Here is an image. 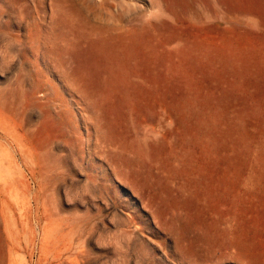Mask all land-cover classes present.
Here are the masks:
<instances>
[{
    "label": "rangeland",
    "instance_id": "rangeland-1",
    "mask_svg": "<svg viewBox=\"0 0 264 264\" xmlns=\"http://www.w3.org/2000/svg\"><path fill=\"white\" fill-rule=\"evenodd\" d=\"M0 264H264V0H0Z\"/></svg>",
    "mask_w": 264,
    "mask_h": 264
},
{
    "label": "bare ground",
    "instance_id": "bare-ground-1",
    "mask_svg": "<svg viewBox=\"0 0 264 264\" xmlns=\"http://www.w3.org/2000/svg\"><path fill=\"white\" fill-rule=\"evenodd\" d=\"M223 18L226 19L225 17H223ZM88 191H89V190H88ZM61 211H62V210H61ZM90 236H91V235H90ZM86 238H87V237H86ZM78 240H79V239H78ZM78 242H79V241H78ZM84 242H85V241H84ZM76 244H78V243H76ZM76 244H75V245H76ZM78 248H79V247H78ZM78 248H77V249H78ZM80 249H81V248H80ZM73 250H74V249H73ZM71 251H72V250H71ZM72 255H73V254H72ZM67 256H68V254H67ZM62 257H65V256H62ZM66 258H68V257H66ZM60 260H61V259H60ZM67 260H68V259H67Z\"/></svg>",
    "mask_w": 264,
    "mask_h": 264
}]
</instances>
